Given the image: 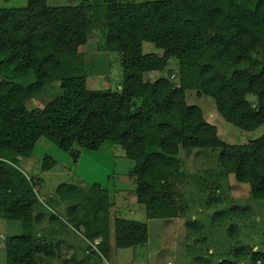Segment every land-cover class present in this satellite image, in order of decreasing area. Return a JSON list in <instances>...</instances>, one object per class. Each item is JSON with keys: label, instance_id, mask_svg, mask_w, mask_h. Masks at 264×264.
<instances>
[{"label": "trees", "instance_id": "1", "mask_svg": "<svg viewBox=\"0 0 264 264\" xmlns=\"http://www.w3.org/2000/svg\"><path fill=\"white\" fill-rule=\"evenodd\" d=\"M90 30L99 32L100 50L121 54L120 90L88 89L80 46ZM144 41L163 55L143 52ZM173 57L177 67L167 70L166 77H144L165 70ZM175 74L178 83L170 79ZM53 82L59 83L62 94L40 109L28 110L26 102ZM194 90L211 97L225 121L244 130L264 125V0L57 7L47 0H26L24 7L0 8V217L21 220L23 229L4 239L6 264H40V249L51 242L34 230L37 215L42 216L36 194L41 181L28 177L17 164L19 156L31 157L41 137L75 162L80 148L96 152L107 141L121 146L133 160L128 174L135 178L136 199L149 216L178 214L177 185L189 177L179 167L181 147L188 152L220 148L217 176L227 180L233 174L249 183L253 198L264 200V135L239 145L224 143L203 111L187 104V92ZM248 95L255 98L254 107ZM53 163L55 158L46 154L41 167ZM88 188L64 182L55 195L72 202L67 207L69 222L83 227L88 240L100 237L99 249L108 254L109 187L95 183ZM147 226L143 220L116 216V244L129 247L147 241ZM249 254L240 246L233 258L215 264H238ZM260 255L252 264H264V251Z\"/></svg>", "mask_w": 264, "mask_h": 264}, {"label": "rangeland", "instance_id": "2", "mask_svg": "<svg viewBox=\"0 0 264 264\" xmlns=\"http://www.w3.org/2000/svg\"><path fill=\"white\" fill-rule=\"evenodd\" d=\"M112 1L131 3L145 0H47V4L55 7L80 3L105 5ZM24 4L25 0L22 2L0 0V8L22 7ZM99 40V32L90 30L87 32V42L80 46V50L86 56L83 73L87 80V87L90 90H105L106 88L120 90L123 82L121 54L115 51L100 50ZM142 46L145 53L153 52L160 56L163 55V51L154 46L152 42L144 41ZM177 62V58L173 57L167 63L165 70L147 72L144 77L154 81L158 76L166 77L167 70L176 69ZM170 79L178 83L176 74ZM61 94L59 83L47 84L40 96L26 102V107L28 110L40 109ZM248 99L254 107L255 98L248 95ZM186 102L203 111L204 118L217 126L220 140L228 145L243 144L264 135V125L255 130H244L225 121L216 110L214 100L207 95H199L196 90L187 92ZM133 103L137 106L139 101L136 100ZM102 146L99 150L100 155L99 151L96 153L97 151L80 148V158L75 162L70 155L58 149L51 141L41 137L30 157L31 164H33L31 168L26 169L24 161H17L25 174L35 179L41 177V179L38 178L41 182L38 183L36 194L39 202L42 198L44 200L39 205L42 210L57 219L54 223L55 231L49 234L47 232L49 225L45 229L42 228L43 224L39 226L45 231L47 242L51 241L50 244L46 243V247L40 249V264H64V261H68L65 258L68 248L66 243L59 241L60 238L64 240L70 238L74 244L85 245V239L80 233L82 227L74 228L68 219L67 207L72 202L62 200L60 204L57 201L52 203L54 195L50 193L55 192L58 185L64 182L77 183L88 188L99 182L102 187H109L110 200L115 197L116 188L125 187L124 192L134 189L135 178L128 174L132 169L133 160L126 157L124 149L119 145H111V142L107 141ZM220 152V148L190 152L183 147L180 148L179 167L188 171L186 173L189 177L184 176V179L177 185L175 209L178 214L174 215L175 221L167 224L161 221L162 217L154 220L147 219L144 213L140 221L148 222L149 233L156 239L154 243L156 247L150 250L140 249L135 257L131 249L119 248V259L117 262L112 258L109 259L111 264H167L168 260L172 264H215L218 260L233 258V251L240 246H243L250 254L245 259L239 260L238 264H252L254 256L264 251V200L253 198L249 183L237 181L233 174L227 175V180L217 176ZM46 154L54 156L57 159L56 164L50 169H41V160ZM105 166L108 169L102 172ZM139 205L135 201L134 206L139 207L138 209L142 206L140 210L145 212L143 204ZM110 206L111 212L114 211L112 202ZM165 225L170 228V233L162 236ZM172 228L173 232H171ZM22 230L21 220H7L0 217V264H6L7 259L4 246L5 237L9 234L22 233ZM88 246L87 258L93 259L85 263L101 264L102 257L98 250L95 251L96 254H90L93 245L88 244ZM50 249H53L54 254L47 252ZM257 261H260V258ZM257 264L262 263L260 261Z\"/></svg>", "mask_w": 264, "mask_h": 264}, {"label": "crops", "instance_id": "3", "mask_svg": "<svg viewBox=\"0 0 264 264\" xmlns=\"http://www.w3.org/2000/svg\"><path fill=\"white\" fill-rule=\"evenodd\" d=\"M11 2H13V1H19V2H22V1H24V0H10ZM12 4V3H11ZM26 5V0H25V4L22 6V7H24ZM6 7H8V6H6ZM18 7H20V6H18ZM46 145H48V143H46ZM111 145H112V143H111ZM114 146V145H113ZM36 148V147H35ZM102 149V148H101ZM34 153V152H33ZM96 153H98V151L96 152ZM100 151H99V155H100ZM33 155V154H32ZM32 155H31V157H32ZM52 156V155H51ZM54 157V156H53ZM19 158V160H20V162L21 161H24V166H25V168L26 169H29V168H31V165H33V164H31V158L29 157V158H23V157H21V156H19L18 157ZM55 158V157H54ZM18 160V161H19ZM43 160V159H42ZM41 160V161H42ZM56 158H55V163H53L48 169H50L53 165L55 166V164H56ZM20 166V165H19ZM20 167H22V166H20ZM22 169V168H21ZM41 169H43L42 167H41ZM108 169V168H107ZM106 166L103 168V170H102V172H105L106 170ZM29 171V170H28ZM102 172H100V173H102ZM115 174V173H114ZM28 177H32V178H34L33 176H30V175H28V174H26ZM37 178H40L41 179V177H37ZM99 183V182H98ZM79 185H81V184H79ZM124 188V189H123ZM125 187H119L118 189L116 188V190H117V193H116V195H115V197L113 198V200H111V202H112V207H114V211L112 210V212H111V220H110V226H109V238H108V248H109V250H108V254H103L101 251H100V249H99V242H100V240H101V238L100 237H97V238H95V239H93V240H88L87 238H86V236H84V234H83V232H80L81 234H82V236H83V239H85L84 241H85V245L84 246H82V245H80V244H74L73 243V241H72V239H70V238H68V239H66V240H64L63 238H60V242L62 243H66V246H67V248H68V252H67V254L65 255V258L68 260V261H64V260H66V259H64L63 261H64V264H71V263H74V264H86L85 262H91L92 261V259L93 258H87L88 257V244L89 245H93V247L91 248V251L92 252H90V254H96L95 253V251L96 250H98V252L100 253V256L102 257V260H101V264H111V262H110V260L109 259H113V260H115V262H117V259H119V248L121 249H131L132 250V253L134 254V256L133 257H135L136 255H137V253L140 251V249H147V250H150V249H154L156 246L154 245V243H155V241H156V239H155V237L152 235L151 236V233H149V229H148V239H147V241H145V242H143V243H141V244H135V245H133V246H129V247H120L119 245H117L116 244V242H115V235H114V229H113V226H114V220H115V217L116 216H120V217H122V218H127V219H133V220H139L140 221V219H141V216H143L144 215V213H145V215L147 216V219H156L157 217H155V218H153V217H151V216H149V214H148V211L146 210V208H145V206H144V204H143V206H144V211L145 212H143L142 210H140L141 208H142V203H139L138 201H137V199H136V183H135V187H134V189H132L131 191H128V192H124L125 191ZM53 193V194H52ZM52 193H50V195H54V198L52 199V203L54 202V201H57L59 204H60V202L62 201V200H59L57 197H55V193L56 192H53L52 191ZM57 198V199H56ZM42 200H44V198H42ZM42 200L40 201V202H38V206L37 207H39L40 208V210L38 211V212H40L41 214H42V216H38L37 215V211L35 212L36 214H35V216L37 215V217H38V220L36 221V225L34 226V230H35V233H36V235L37 236H44L43 238L46 240V235H45V231L43 230V229H45V227L47 226V225H49L48 226V234L49 233H51V232H53V231H55V227H54V223H55V220H57V219H54V217L53 216H50L45 210H42L41 209V206L39 205V203H41L42 202ZM135 201L136 202H138L140 205L139 206H141L140 207V209H138L139 207H136V206H134V203H135ZM45 203H46V201H45ZM48 204V203H47ZM49 205V204H48ZM117 208V209H116ZM141 212V213H140ZM53 213V212H52ZM140 213V214H139ZM51 218H50V217ZM170 217H162L161 218V221L163 220V222H165V223H173L175 220V217L174 218H170ZM170 220V221H169ZM174 220V221H173ZM144 221V220H143ZM147 222V221H146ZM148 223V222H147ZM43 224V226H42V228H40L39 226H41ZM166 224V225H167ZM165 225V227H163V229H164V234H161L162 236H165V235H167V234H169L170 233V228H167V226ZM36 226H37V228H36ZM148 227V226H147ZM83 228V227H82ZM81 228V229H82ZM40 231V232H39ZM171 232H173V228L171 229ZM43 234V235H42ZM150 237H151V239H150ZM47 238H49V236H47ZM49 242V241H48ZM52 242L55 244V241H53L52 240ZM160 243V242H159ZM53 244V245H54ZM96 248V249H95ZM163 249H165L166 250V248H163ZM150 255V254H149ZM92 256V255H91ZM167 264H172L171 263V261L169 262V260L167 261Z\"/></svg>", "mask_w": 264, "mask_h": 264}]
</instances>
